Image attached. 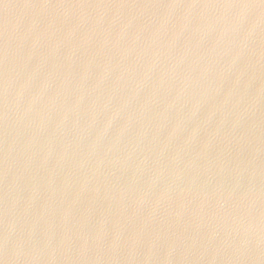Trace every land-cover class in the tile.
<instances>
[{
  "label": "water",
  "instance_id": "1",
  "mask_svg": "<svg viewBox=\"0 0 264 264\" xmlns=\"http://www.w3.org/2000/svg\"><path fill=\"white\" fill-rule=\"evenodd\" d=\"M0 264H264V0H0Z\"/></svg>",
  "mask_w": 264,
  "mask_h": 264
},
{
  "label": "snow or ice",
  "instance_id": "2",
  "mask_svg": "<svg viewBox=\"0 0 264 264\" xmlns=\"http://www.w3.org/2000/svg\"><path fill=\"white\" fill-rule=\"evenodd\" d=\"M7 243H8V240H7V239H5V245H7Z\"/></svg>",
  "mask_w": 264,
  "mask_h": 264
}]
</instances>
